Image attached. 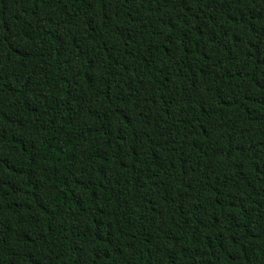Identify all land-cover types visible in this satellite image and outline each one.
Instances as JSON below:
<instances>
[{
	"label": "trees",
	"instance_id": "16d2710c",
	"mask_svg": "<svg viewBox=\"0 0 264 264\" xmlns=\"http://www.w3.org/2000/svg\"><path fill=\"white\" fill-rule=\"evenodd\" d=\"M0 264H264V0H0Z\"/></svg>",
	"mask_w": 264,
	"mask_h": 264
}]
</instances>
